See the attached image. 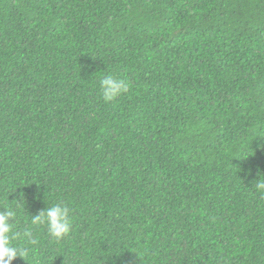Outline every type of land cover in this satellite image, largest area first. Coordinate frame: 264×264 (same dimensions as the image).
<instances>
[{
    "label": "trees",
    "instance_id": "obj_1",
    "mask_svg": "<svg viewBox=\"0 0 264 264\" xmlns=\"http://www.w3.org/2000/svg\"><path fill=\"white\" fill-rule=\"evenodd\" d=\"M261 181L264 0H0L12 264H264ZM54 201L72 232L32 244Z\"/></svg>",
    "mask_w": 264,
    "mask_h": 264
},
{
    "label": "clouds",
    "instance_id": "obj_2",
    "mask_svg": "<svg viewBox=\"0 0 264 264\" xmlns=\"http://www.w3.org/2000/svg\"><path fill=\"white\" fill-rule=\"evenodd\" d=\"M100 88L103 100L107 103L127 93L130 84L127 79L117 74H109L102 76ZM257 187L264 190V181L258 183ZM16 218L17 213L12 206H0V264H12L18 256L27 259L29 249L13 243L21 235L16 230ZM31 226H43L52 240L61 241L72 232L71 208L63 202L54 201L38 214L31 216L30 227L24 230L23 235L32 244H36L37 241L32 238Z\"/></svg>",
    "mask_w": 264,
    "mask_h": 264
}]
</instances>
